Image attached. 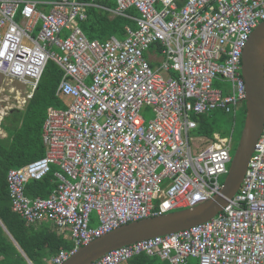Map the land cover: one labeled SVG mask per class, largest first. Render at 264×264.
<instances>
[{
  "label": "built area",
  "instance_id": "obj_1",
  "mask_svg": "<svg viewBox=\"0 0 264 264\" xmlns=\"http://www.w3.org/2000/svg\"><path fill=\"white\" fill-rule=\"evenodd\" d=\"M116 2L112 11L97 0H51L43 11L41 0H0V74L26 85L30 97L51 59L63 70L56 94L69 101L48 110L45 155L7 172L15 213L28 223L48 219L68 228L72 250H60L47 264H62L78 247L123 224L218 194L219 176L232 159L230 138L217 135L195 146L191 114L215 108L235 113L244 99L241 55L264 21V0ZM90 3L132 19L136 28L126 24L123 38L89 40L79 22ZM132 7L138 16L129 14ZM153 45L159 50L147 58ZM215 80L229 88L214 87ZM148 108L153 115L146 119ZM52 166L59 167L53 192L27 196L26 183ZM142 252L166 264L190 258L197 264H264V120L237 192L215 216L112 249L89 264H120Z\"/></svg>",
  "mask_w": 264,
  "mask_h": 264
},
{
  "label": "trees",
  "instance_id": "obj_2",
  "mask_svg": "<svg viewBox=\"0 0 264 264\" xmlns=\"http://www.w3.org/2000/svg\"><path fill=\"white\" fill-rule=\"evenodd\" d=\"M90 2L91 0H78ZM102 5L115 6L114 0H97ZM87 17L80 21V27L89 39L117 34L123 36L126 24L133 26L132 19L122 16L110 17L107 10L87 6ZM129 14L137 16L135 8L128 10ZM159 50L158 46H151ZM152 64V63H150ZM153 65V64H152ZM63 76V70L55 61L49 59L44 67L36 89L23 109L13 108L0 122V127L6 132L5 138H0V264H27L24 256L18 250L24 252L33 264H41L44 257L57 255L60 250H72V241L66 239L57 227L50 222L40 224H27L18 213L11 208V199L7 187V171L10 168H19L31 160L45 155L46 147L42 139V125L50 108H64L66 106L62 97L56 95L57 87ZM221 84L215 81L214 85ZM243 108L245 111V104ZM222 110V108H215ZM204 114H193L192 118L197 122L194 134L204 137L203 144L215 141L218 135L212 115L215 111ZM219 136V135H218ZM224 138L225 136H219ZM59 167L52 166L51 170L39 180H31L26 183L24 192L31 198L48 197L56 188L54 171ZM6 227L7 232L3 229ZM127 264H165L157 256L142 252L125 261ZM124 263V262H122ZM121 264V263H120Z\"/></svg>",
  "mask_w": 264,
  "mask_h": 264
},
{
  "label": "water",
  "instance_id": "obj_3",
  "mask_svg": "<svg viewBox=\"0 0 264 264\" xmlns=\"http://www.w3.org/2000/svg\"><path fill=\"white\" fill-rule=\"evenodd\" d=\"M240 70L246 90L245 120L220 192L192 207L123 224L78 247L62 264H89L112 249L204 222L224 208L242 182L264 120V21L249 35L242 51Z\"/></svg>",
  "mask_w": 264,
  "mask_h": 264
},
{
  "label": "rangeland",
  "instance_id": "obj_4",
  "mask_svg": "<svg viewBox=\"0 0 264 264\" xmlns=\"http://www.w3.org/2000/svg\"><path fill=\"white\" fill-rule=\"evenodd\" d=\"M53 50L57 52L56 48H54ZM146 56L148 57L149 54L146 53ZM229 85V82L223 81L221 82V84H217L216 86L222 89H227L229 88ZM29 94L30 91L26 85L17 80L7 78L0 74V122L11 109H23L27 102V99L29 98ZM65 100L68 101L67 99ZM147 111V113H145L144 111L142 112L146 119L150 118L153 115L152 112H150V108H148ZM192 115L193 114H191V117ZM212 118L214 119V123L216 125V128L218 129L216 133L219 136H225L231 139L232 147L230 149V156L232 158L234 155V151L238 145V141L244 125L245 111L243 108V103L241 102L235 107V113L233 111L225 112L219 109H215ZM6 135V132L0 127V138H5ZM191 138H196L195 146H201L202 142H204L205 140L204 137L194 134V131L191 132ZM225 176L226 174L219 176L220 183L224 182ZM156 202H159V200H155V203ZM176 210H170L169 212ZM121 264L127 263L124 262ZM188 264H197V260L194 258H190Z\"/></svg>",
  "mask_w": 264,
  "mask_h": 264
},
{
  "label": "crops",
  "instance_id": "obj_5",
  "mask_svg": "<svg viewBox=\"0 0 264 264\" xmlns=\"http://www.w3.org/2000/svg\"><path fill=\"white\" fill-rule=\"evenodd\" d=\"M41 1H43V3H41V4H39V8L40 9H42L43 11H48L49 10V1H51V0H41ZM115 1V6L114 7H112V6H110V5H104V6H107L108 8H111L112 9V11L116 8V6H117V2H116V0H114ZM91 2V1H90ZM98 3V2H97ZM97 3H94L95 5H92L93 3H90V7H95V8H97L98 9V4ZM132 8H134V7H132ZM131 9V8H130ZM129 9V10H130ZM135 10L137 11V9L135 8ZM138 12V11H137ZM86 15H87V12H86ZM138 15H139V13H138ZM137 15V16H138ZM113 16H122V15H118V13H115V12H112V14H110V17H113ZM134 22V21H133ZM132 29H135L136 28V24H135V22H134V25L133 26H131V25H129ZM84 32V31H83ZM85 34V33H84ZM124 34H125V32L123 33V36H124ZM85 36L87 37V35L85 34ZM111 36H114L115 38H117V39H119V38H123V36H118L117 34H110L109 36L107 35V36H103V37H100V38H94V39H89L88 37V39L89 40H98V41H105V40H107V39H109ZM152 48H151V51H150V53H149V57L151 56V55H153V53H152ZM161 59V57L158 55V56H156V57H154V59H150V63H152L153 65H155V63L153 62V60H160ZM65 101V104H66V106H67V104L69 103V101H66V100H64ZM65 106V107H66ZM215 136H217L216 134H215ZM55 171H57V170H55ZM54 171V172H55ZM56 182V181H55ZM57 183V182H56ZM23 219V218H22ZM24 220V219H23ZM44 221H47V222H50L54 227H56V225L52 222V221H50V220H48V219H43V220H40V221H36V222H31V224H33V225H37V224H40V223H42V222H44ZM26 222V221H25ZM1 223V222H0ZM27 224H30V223H28V222H26ZM90 223L92 224V226H95V225H97V219H96V215L94 214V213H91V221H90ZM2 224V223H1ZM3 226V225H2ZM58 228V227H57ZM3 229L5 230V232L9 235V237L12 239V237H11V235L7 232V229H6V227H4L3 226ZM59 229V228H58ZM59 232L60 233H62L63 235H64V237L66 238V239H68V240H70L71 241V238H70V235H69V232H68V228H64L63 230H60L59 229ZM13 240V239H12ZM14 241V240H13ZM16 244V246H17V248H18V250L21 252V254L24 256V258H25V260H26V262H27V264H33L27 257H26V255L24 254V252L19 248V246L17 245V243H15ZM55 256V255H54ZM54 256H51V257H44L43 259H42V261H41V264H47V262L49 261V260H51ZM160 259V258H159ZM161 260V259H160ZM162 262H164L165 264L167 263L165 260H161Z\"/></svg>",
  "mask_w": 264,
  "mask_h": 264
},
{
  "label": "clouds",
  "instance_id": "obj_6",
  "mask_svg": "<svg viewBox=\"0 0 264 264\" xmlns=\"http://www.w3.org/2000/svg\"><path fill=\"white\" fill-rule=\"evenodd\" d=\"M109 14H111V12H109ZM122 17H123V16H122ZM148 54H149V53H148ZM145 55H146V54H145ZM146 57H147V56H146ZM147 58H149V56H148ZM151 65H152V64H151ZM240 67H241V66H240ZM240 72H241V70H240ZM171 73H172V74H175V76L177 75V72L174 71V70L171 71ZM215 81H217V80H215ZM215 81H214V82H215ZM214 82H213V85H214ZM244 83H245V82H244ZM214 87H218V86H215V85H214ZM245 91H246V90H245ZM31 94H32V93H31ZM56 95H57V94H56ZM60 97H61V96H60ZM62 98H63V97H62ZM63 99L65 100V99H67V98H63ZM67 100H68V99H67ZM242 101L244 102V99H243ZM242 101H241V102H242ZM241 102H239V103H241ZM10 169H11V168H10ZM7 172H8V171H7ZM6 181H7V176H6ZM184 208H186V207H184ZM181 209H182V208H181ZM175 210H176V209H175ZM168 212H169V211H168ZM164 213H166V212H164Z\"/></svg>",
  "mask_w": 264,
  "mask_h": 264
}]
</instances>
